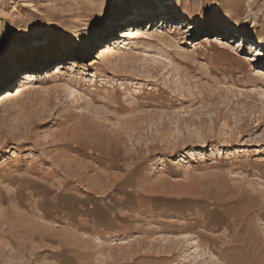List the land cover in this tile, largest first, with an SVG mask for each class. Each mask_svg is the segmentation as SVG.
Here are the masks:
<instances>
[{"label": "rangeland", "instance_id": "rangeland-1", "mask_svg": "<svg viewBox=\"0 0 264 264\" xmlns=\"http://www.w3.org/2000/svg\"><path fill=\"white\" fill-rule=\"evenodd\" d=\"M164 1L0 0V264H264V0Z\"/></svg>", "mask_w": 264, "mask_h": 264}, {"label": "bare ground", "instance_id": "bare-ground-1", "mask_svg": "<svg viewBox=\"0 0 264 264\" xmlns=\"http://www.w3.org/2000/svg\"><path fill=\"white\" fill-rule=\"evenodd\" d=\"M164 7L165 8H168L170 7L169 5L171 4V0H167V1H164ZM168 16L170 17L171 15V12H167ZM162 15V14H161ZM164 16V15H163ZM167 17V16H166ZM150 18V17H149ZM130 20V19H128ZM170 20V19H169ZM132 21V20H131ZM136 21V20H135ZM134 21V22H135ZM130 22V21H128ZM127 22V23H128ZM131 23V22H130ZM136 23V22H135ZM146 25L149 27L150 24H153L152 21H147L145 22ZM178 27V29H184V28H187V26L190 27V29H193V28H196L197 31H200L198 27H192L191 26V23H187V20L186 19H176L174 20V22ZM159 24V23H157ZM141 25H143V23H139L138 25L137 24H129L128 26H126L125 29H122V36L125 37V36H129V35H133V34H144L146 33V27L143 28L141 27ZM109 27V29H106V31H111V30H115L116 29V26L115 24L112 22V21H107L105 23V25L101 26L100 28L101 29H104L105 27ZM147 27V28H148ZM152 29L153 28V25L150 26ZM224 30L227 29L230 30L227 26H224L222 27ZM224 30L222 31L224 33ZM203 32H207V30L203 29L202 30ZM202 32V33H203ZM242 31H238L237 34H236V37L237 35L239 36V34H241ZM212 37V36H211ZM232 37V36H231ZM230 37V38H231ZM241 37L245 40L247 37L246 35L242 34ZM219 39V37H217ZM217 39V40H218ZM241 39V38H240ZM104 40V38H103ZM238 41V40H237ZM104 42V41H103ZM246 42V41H245ZM102 44V42H100ZM249 44V42H247V45ZM87 45V48L89 47V42L86 43ZM253 47H254V54L253 56L254 57H263L264 56V44H257V43H253ZM109 48H111V45H109V43L105 42V46H102L98 51H102L100 54H99V57H105ZM72 54H76L78 55V51H74ZM68 62H70V65H72L74 62L72 59H69ZM68 62H60L57 64L56 67H54L50 72L49 74L51 76H54V75H57L59 72L61 73L64 69V65L65 64H68ZM55 70V71H54ZM27 75V79L25 80V82L22 84V85H17L16 86V90L15 89H12L13 88V84L11 85L8 84L7 86L5 87H2L0 88V108L3 107V106H6V105H9V103H13L14 101L18 100L24 93H25V90L26 88L29 86L30 83H32V80L33 78H37V72L34 71V69L30 68V69H27L26 71H24V73H22V75ZM15 90V91H14ZM73 94V92H72ZM194 244V243H193ZM199 245H197L196 241H195V244L193 245V252H191L190 257H193L194 259H197L198 257L202 256L201 253L199 252ZM202 251V250H201ZM204 252V251H203ZM205 255V254H204ZM204 257V256H203Z\"/></svg>", "mask_w": 264, "mask_h": 264}, {"label": "crops", "instance_id": "crops-1", "mask_svg": "<svg viewBox=\"0 0 264 264\" xmlns=\"http://www.w3.org/2000/svg\"><path fill=\"white\" fill-rule=\"evenodd\" d=\"M126 199L129 200V201H132L134 199V196L130 193H126Z\"/></svg>", "mask_w": 264, "mask_h": 264}]
</instances>
